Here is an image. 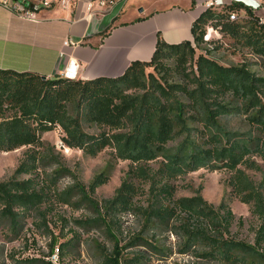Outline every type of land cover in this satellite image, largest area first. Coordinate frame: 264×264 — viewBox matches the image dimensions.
<instances>
[{
  "label": "trees",
  "instance_id": "1",
  "mask_svg": "<svg viewBox=\"0 0 264 264\" xmlns=\"http://www.w3.org/2000/svg\"><path fill=\"white\" fill-rule=\"evenodd\" d=\"M192 4L196 6V0ZM240 12L245 19L230 21L231 13ZM208 26L264 58V22L250 6L233 2L218 11L202 12L191 28L193 41L169 44L159 35L152 59L132 62L120 77L47 79L32 72L0 69V153L28 148L14 175L0 183V218L16 228L27 213L41 212L51 196L72 204L73 190L58 189L60 178L72 173L43 140L45 133L60 128L67 148L92 157L113 148L116 158L132 163L136 177L146 178L142 165L158 159L161 167L152 176L161 182L201 169L229 172L228 184L236 197L250 205L259 219L253 246L233 236L235 214L230 206L222 202L214 208L201 192L174 200L166 184L159 194L165 193L172 207L162 205L148 215L166 225L179 213L185 214L177 228L187 239V247L203 250L202 258L219 264H264V172L256 160L264 162V79L245 67H226L203 54L196 57L198 47L208 40ZM111 29L101 35L107 36ZM169 61L175 63L184 82L161 81L152 73L149 82L147 70L162 75L170 70ZM190 63L196 70L187 73ZM230 115H246L255 130L230 131L221 122ZM86 126L98 128L99 134L88 133ZM53 167L57 168L52 173L46 171ZM247 170L262 172V182L256 183ZM23 176L30 178L22 180ZM107 179L98 176L90 186L92 192ZM133 191L132 183H123L110 204H131ZM35 260L25 259L23 264ZM110 264L120 263L111 258Z\"/></svg>",
  "mask_w": 264,
  "mask_h": 264
},
{
  "label": "rangeland",
  "instance_id": "2",
  "mask_svg": "<svg viewBox=\"0 0 264 264\" xmlns=\"http://www.w3.org/2000/svg\"><path fill=\"white\" fill-rule=\"evenodd\" d=\"M136 1L129 0L125 6L126 18L136 13ZM178 1L183 4L188 0ZM197 1L203 11L207 10L206 3L210 0ZM217 1V11L225 5L241 1L251 6L264 22V0ZM117 3H120L119 0H116ZM238 16L240 19L246 17L244 12H240ZM207 34L208 42L205 41L198 47L196 57L203 54L226 67H245L256 77L264 79L263 57L212 26L207 27ZM168 67L170 70L162 75L150 68L147 70V77L152 73L161 81L184 82L173 61L168 62ZM195 70L194 63L186 67L187 73ZM148 81L150 82L149 77ZM221 122L233 132L255 130L246 115H230L222 118ZM85 130L90 134L100 132L93 126H86ZM61 137L62 130L58 128L45 133L43 140L53 147V155L61 165L72 173L58 181L59 191L73 190L72 204H62L51 196L41 212L27 213L16 228L0 218V264H23L25 259H36L33 264H60L59 261L63 264H110L111 258H118L120 264H219L202 258V249L187 247V239L177 228L180 220L186 219L185 214L179 213V217L166 225L149 217L148 213L153 208L162 205L172 207L165 193L159 194V189L166 184L171 187L174 200L193 198L201 192L202 197L214 208L226 202L235 214L233 236L252 246L255 244L259 219L252 213L250 205L241 203L236 197L228 184L231 177L229 172L201 169L169 182H161L159 177L152 176L161 167L158 159L142 165L148 173L146 178L136 177L132 172V163L116 158L113 148H106L92 157L80 150L68 148L67 151ZM27 151L28 148L23 147L11 153H0V183L8 181L14 175ZM256 160L264 172V162L258 158ZM56 168H48L46 171L52 173ZM246 173L258 184L263 180L260 171L247 170ZM40 174L42 178L46 177L42 171ZM100 175H104L108 181L92 192L90 186ZM29 178L30 176H23L21 179ZM125 182L132 183L134 187L131 204L123 207L111 205ZM61 245L62 250L59 252Z\"/></svg>",
  "mask_w": 264,
  "mask_h": 264
},
{
  "label": "crops",
  "instance_id": "3",
  "mask_svg": "<svg viewBox=\"0 0 264 264\" xmlns=\"http://www.w3.org/2000/svg\"><path fill=\"white\" fill-rule=\"evenodd\" d=\"M40 1L25 2L38 10L34 20L0 2V69L50 79L63 77L76 61L79 80L120 77L132 62L152 59L159 35L169 44L193 41L192 25L204 12L197 0L194 7L192 0H137L130 18L124 12L129 0L113 6L110 0H70L49 9Z\"/></svg>",
  "mask_w": 264,
  "mask_h": 264
},
{
  "label": "built area",
  "instance_id": "4",
  "mask_svg": "<svg viewBox=\"0 0 264 264\" xmlns=\"http://www.w3.org/2000/svg\"><path fill=\"white\" fill-rule=\"evenodd\" d=\"M115 1V0H114ZM113 0H110L109 3H115ZM127 0H119L120 3H124ZM1 3H3L5 6L13 9L16 13H18L20 16L27 18V19H36L35 11H33L31 8L27 6L25 3L26 0H0ZM101 3L106 2V0H100ZM70 0H41L40 1V8L49 9L57 5L62 6H69ZM217 0H210L208 3H206L207 9H215V7L218 6ZM239 19L238 14L231 13L230 14V21H236ZM66 45L69 43L66 42ZM78 70H79V64L76 61H71L70 64L66 67L63 77L69 80H77L78 77Z\"/></svg>",
  "mask_w": 264,
  "mask_h": 264
},
{
  "label": "bare ground",
  "instance_id": "5",
  "mask_svg": "<svg viewBox=\"0 0 264 264\" xmlns=\"http://www.w3.org/2000/svg\"><path fill=\"white\" fill-rule=\"evenodd\" d=\"M69 149L67 148V151H68Z\"/></svg>",
  "mask_w": 264,
  "mask_h": 264
}]
</instances>
